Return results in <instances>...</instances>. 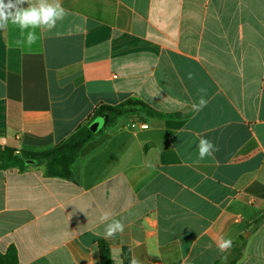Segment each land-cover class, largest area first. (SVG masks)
Returning a JSON list of instances; mask_svg holds the SVG:
<instances>
[{"label":"crops","instance_id":"crops-1","mask_svg":"<svg viewBox=\"0 0 264 264\" xmlns=\"http://www.w3.org/2000/svg\"><path fill=\"white\" fill-rule=\"evenodd\" d=\"M60 2L67 15L30 47L0 30V146L44 150L132 97L161 115L116 119L68 179L0 167V252L100 264L104 241L112 264H227L223 236L243 244L235 264H264V0ZM201 137L218 149L203 160ZM104 211L124 224L111 239Z\"/></svg>","mask_w":264,"mask_h":264},{"label":"trees","instance_id":"trees-1","mask_svg":"<svg viewBox=\"0 0 264 264\" xmlns=\"http://www.w3.org/2000/svg\"><path fill=\"white\" fill-rule=\"evenodd\" d=\"M143 111L147 115H161L160 112L148 106L146 102L135 97L126 99L115 105L105 103L98 104L86 120L83 121L69 137L44 150H16L0 146V167L5 169L10 167L25 169L33 163H41L45 167L46 176L66 179L71 178L73 176L72 166L74 162L84 153L87 146H92V144H94V141L98 137V142H102L105 139L103 135V130L105 128L111 126L116 119L121 116H132ZM106 115L109 116V119L97 136L90 130L89 124L98 117ZM30 160L33 162H29ZM241 239L242 238H240V240ZM99 249L100 264H112L108 244L102 241ZM242 249L243 244L241 241L234 242L230 248L232 251V259L227 264H235L238 257L241 255ZM0 264H18V253L14 246H11L5 253L0 252ZM215 264H221V262H216Z\"/></svg>","mask_w":264,"mask_h":264},{"label":"clouds","instance_id":"clouds-1","mask_svg":"<svg viewBox=\"0 0 264 264\" xmlns=\"http://www.w3.org/2000/svg\"><path fill=\"white\" fill-rule=\"evenodd\" d=\"M27 4V7L24 5ZM67 15L66 9L62 6L60 0H0V30H7L9 24L17 27L21 33V39L17 40V45L32 46L37 42L36 29L51 31L56 27L58 21H61ZM193 74H188V79H192ZM199 99L192 104V110L199 113L207 106L208 101L204 98V89L198 90ZM198 157L203 160L218 151L216 146L207 138L201 137L197 145ZM151 167L149 163L146 165ZM101 224H105L104 237L111 239L118 233L124 231V224L112 217L108 211L102 212L99 217ZM110 221V222H108ZM107 222V223H105ZM232 240L219 237L216 240V246L220 252H227L232 247ZM226 260L227 257H224ZM129 264H141V261L133 256Z\"/></svg>","mask_w":264,"mask_h":264},{"label":"water","instance_id":"water-1","mask_svg":"<svg viewBox=\"0 0 264 264\" xmlns=\"http://www.w3.org/2000/svg\"><path fill=\"white\" fill-rule=\"evenodd\" d=\"M109 116H101L98 117L97 119H95L94 121H92L89 124V128L90 130L94 133V134H98L100 132V130H102V128L106 125V122L108 121ZM29 162H33L32 160H30Z\"/></svg>","mask_w":264,"mask_h":264},{"label":"built area","instance_id":"built-area-1","mask_svg":"<svg viewBox=\"0 0 264 264\" xmlns=\"http://www.w3.org/2000/svg\"><path fill=\"white\" fill-rule=\"evenodd\" d=\"M131 127L132 128L141 127L142 129H146V128H148V125L147 124H144V123H140V122L135 121V122H133L131 124Z\"/></svg>","mask_w":264,"mask_h":264},{"label":"rangeland","instance_id":"rangeland-1","mask_svg":"<svg viewBox=\"0 0 264 264\" xmlns=\"http://www.w3.org/2000/svg\"><path fill=\"white\" fill-rule=\"evenodd\" d=\"M136 115V114H135Z\"/></svg>","mask_w":264,"mask_h":264}]
</instances>
